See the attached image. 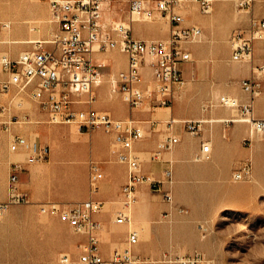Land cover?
<instances>
[{
    "label": "rangeland",
    "instance_id": "obj_1",
    "mask_svg": "<svg viewBox=\"0 0 264 264\" xmlns=\"http://www.w3.org/2000/svg\"><path fill=\"white\" fill-rule=\"evenodd\" d=\"M142 1L148 8H153L155 3V0ZM240 1L215 0L208 15L201 14L195 3L184 5L179 10L184 14L185 26H197L202 31L201 42L185 46L189 51L191 47L199 48L196 56L191 54V61L187 64L195 67L197 77L193 81L191 69L187 70L185 81H191L193 87L186 83L179 90L187 89L189 101L184 110L203 114L197 119L203 124L198 135H189L183 151L174 152L168 157L172 166L157 170L161 178L156 180L162 179L166 168L172 170L173 184L170 189L173 200L166 203L159 194L148 190L152 196L153 223L141 227L135 221L132 210L129 213L131 222L118 226L114 223L116 212L113 215V236L120 238L116 235L120 229L125 232L115 249H124L127 232L135 231L139 243L133 248V253L144 264H182L179 260H187L195 255L202 257L207 264H264V186L254 185L259 180L264 183V145H258L264 142V135H256L248 123L239 122L243 118L240 109L223 107L219 103L222 96L236 98L239 102L241 95L248 99L241 88L243 80L257 77L261 84L260 92L263 87L264 61L259 64H255V61L264 58V39L255 42L260 56L249 62L231 59L233 32L246 29L251 16L264 19V0H253L246 9L238 8ZM128 2L110 0L104 19L130 25L133 38L140 33L152 35L148 40L168 38L170 24L164 18L156 17L150 21L139 19L130 23ZM216 3L222 4L218 12L214 9ZM213 16L215 20L204 22ZM20 26L22 31H19ZM58 30V24L53 22L46 3L40 0H0V54L16 57L32 50L34 43L51 39ZM3 79L0 71V82ZM12 95V92L0 93V131H5L9 136L8 152L23 155L11 163L7 187L13 165L22 164L18 181L28 182L30 176H36L37 182L44 186L45 179L47 181L51 177L53 196L45 202L12 205L0 211V264H61L59 259L63 254L71 257L73 264H79L77 258L85 243V235L61 222L57 215L42 213L40 208L49 204L64 208L83 202L76 199L84 195L85 190V200L93 199L94 194L90 193L89 186V162H95L98 166L100 163L89 158L86 170L82 164L76 163L82 157L83 150L71 139L74 137L76 141L80 137H91L99 130L86 133L75 126L49 124L37 104L23 98V105L19 107L16 103L18 99L11 102ZM4 107L7 110L2 112ZM262 110L263 107L258 108V111ZM4 122H8V130L3 128ZM181 125L189 133L183 122ZM205 128L208 130L205 131ZM215 137L223 143V148L213 151L206 159H200L203 140L210 142ZM16 139H20V142H16ZM34 142L49 148L48 158L32 165L42 166L40 172L35 174L26 164ZM112 143L114 151L115 138ZM166 154L169 152L164 153L160 161L152 160V154L148 155L147 160L166 164ZM245 163L251 165L250 178L233 182L232 174ZM51 166V172H44V168ZM2 182L3 173L0 170V186ZM243 185L251 188H231ZM179 209L184 212H179ZM101 233L98 237L100 246Z\"/></svg>",
    "mask_w": 264,
    "mask_h": 264
},
{
    "label": "built area",
    "instance_id": "obj_2",
    "mask_svg": "<svg viewBox=\"0 0 264 264\" xmlns=\"http://www.w3.org/2000/svg\"><path fill=\"white\" fill-rule=\"evenodd\" d=\"M47 4L53 22L59 30L54 36L42 42L34 43L32 50L20 53L16 57L0 54V71L4 79L0 82V93H13L11 102L23 105V98L38 105L44 113L47 123L52 125L75 126L80 132L102 130L115 138L117 160L126 165L127 180L121 190L122 208L116 213L114 223L126 225L131 222L129 215L136 200V190L146 185L153 193L159 194L163 201L172 203L171 186L173 173L170 168L163 172L161 180L140 170L141 160L132 152V145L144 138L143 130L131 119L116 120L108 113L93 108L96 101L95 89L102 83V75L94 61L96 52L118 50L126 56V69L109 80L112 95H121L130 109L141 106L145 99H150L151 108H171L177 91L183 86L180 64L191 61V53L185 47L201 42L202 31L197 26H184V14L179 10L195 3L201 14L211 13L215 0H155L153 8H148L142 0H129L130 23L141 19L150 21L164 18L170 24L166 40H137L131 35L130 25L114 23L104 19L106 5L110 0H40ZM252 0H241L240 9L250 7ZM133 16V18H132ZM136 16L137 18H134ZM140 17V18H139ZM264 39V20L251 16L244 30L233 32L234 42L232 61L249 62L253 59L254 44ZM144 66L152 71L151 83L144 89L139 88L141 72ZM262 70V68H259ZM260 81L257 77L243 80L241 88L248 96L245 103L236 98L222 96L220 106L238 108L243 116L240 122L251 126L256 135H264V119L254 117L253 102L260 94ZM15 103V105H16ZM10 107V104L8 108ZM7 108L1 109L2 112ZM172 120V119H171ZM167 122L171 128L178 122ZM226 122V121H225ZM187 131L198 135L202 121L188 120L183 122ZM228 123V122H226ZM3 128L9 129L8 122ZM20 142V139H16ZM179 142L175 136H168L157 144L151 159L160 161L164 153L170 152ZM209 142H202L200 159L211 154ZM49 155L47 146L31 144L26 164L31 165L45 161ZM22 164H14L8 182V200L0 204V211L12 205H29L28 196L18 189V174ZM251 176V165L245 163L232 174L233 182L244 181ZM103 178L97 163L89 162L90 193L96 194L98 183ZM165 185L167 186L166 188ZM42 213L58 216L75 232L85 235V243L77 258L79 264H144L145 262L133 253L139 243L135 231H128L125 248L115 249L109 257L100 253L98 233L100 225L93 219L103 210V204L92 198L64 208L56 204L41 206ZM183 213V209H179ZM61 264H73L66 254L60 256ZM182 264H207L202 257L195 255Z\"/></svg>",
    "mask_w": 264,
    "mask_h": 264
},
{
    "label": "crops",
    "instance_id": "obj_3",
    "mask_svg": "<svg viewBox=\"0 0 264 264\" xmlns=\"http://www.w3.org/2000/svg\"><path fill=\"white\" fill-rule=\"evenodd\" d=\"M253 3V0L252 2ZM250 3V5H251ZM222 4L216 3L214 9L218 12L221 10ZM216 17L206 20L204 22L208 23L215 20ZM262 19V18H259ZM264 20V19H262ZM137 25H135L136 28ZM185 26V22H184ZM138 29V26H137ZM141 30V27H140ZM158 36V35H156ZM152 35L146 33H140L135 36L134 39L147 41L151 38ZM154 37V36H153ZM159 37V36H158ZM199 50L198 47H191V54H195ZM257 54V55H256ZM260 56L258 53V46L254 44L253 58ZM94 61L98 66V71L102 75L103 83L102 85L95 89L96 101L94 102L93 108L97 111L106 112L112 118L116 120H128L131 119L139 126L144 132V138L134 142L132 145V152L134 155H137L140 160V170L143 174L151 175L153 178H161V174L158 173V169L164 168L165 166H172V162L168 160V157L174 152H181L184 150L185 143L189 139V135L184 127L181 125V122L188 121L189 119H196L193 121H199L198 118L202 117L203 114L199 113H188L184 110L187 102V89L183 91L178 90L176 93V101L173 103L171 108H151L150 99H145L141 106L130 109L127 104L123 101L121 95H112L110 92L109 80L118 75V73L124 71L127 66L126 56L119 52L118 50H109L105 52H96L94 54ZM264 58H259L255 61V64L262 63ZM188 63L180 64V71L184 84L187 83L188 86L193 87L191 81H185L186 71L191 69L192 80H195L197 77V70L195 67H190ZM263 70V68H262ZM264 71V70H263ZM152 80V71L148 66H144L141 72V82L138 84L139 88L144 89L147 84L151 83ZM183 84V86H184ZM240 102L245 103L247 98L245 95L239 96ZM254 116L256 119H264V110L261 112L258 111L260 107L264 108V76H263V87L262 91L259 94V97L254 100ZM178 122L173 124L171 128L167 126V122L170 120ZM171 120V121H172ZM240 122V120H239ZM208 130L205 128V131ZM175 136L178 138L179 142L174 146V148L169 152V154L164 155V161L166 164H158L156 162H151L147 160L148 155L152 154L159 141L168 137ZM113 135L105 134L102 130L96 131L92 134L91 137H80L73 140L72 143L80 146L82 151V157L77 159L76 163L83 165V168L86 170V163L89 158L100 163L99 170L103 175V178L98 183L97 193L94 194L93 199L99 201L103 204V210L94 215L95 221L100 225V230L98 237L100 236L101 230L103 229V234L101 233V246L100 253L105 257H109L111 252L117 248L118 241L121 240L124 229L118 230V237H114L111 231H113V215L118 212L121 207V190L127 180V168L125 164L120 163L117 160L116 155L112 151L113 147ZM8 134L1 130L0 131V170L3 173V182L0 186V204L7 202L8 200V187L7 180L9 176V169L12 162L17 161L18 157L23 154H10L8 152ZM203 142H206L203 140ZM212 146L211 153L213 151L217 152L223 148V143H220L219 138H211L209 142ZM260 145V143L258 144ZM261 146V145H260ZM29 165L30 172L38 173L40 172L42 166H32ZM71 165V164H70ZM81 165V166H82ZM73 166L71 165V168ZM69 168V167H68ZM69 168V170H71ZM52 166L50 168H44V172H51ZM84 170V171H85ZM163 176V175H162ZM259 181L254 185L259 186ZM232 189H245L249 190L250 186H231ZM18 189L21 193H24L28 196L30 202L38 203L45 202L46 199L53 196V189L51 184V177L45 179L44 186H41L37 182V177L30 176L29 181H21L18 183ZM149 188L146 185H141L136 190V200L131 207V210H134L135 221L141 227L149 226L153 223L154 218L152 216L151 201L152 196L149 194ZM87 198L86 190L84 195L76 200H84ZM73 200V199H72ZM10 207V206H9ZM8 207V208H9ZM7 208V209H8ZM120 226V225H118ZM128 233V232H127ZM127 237V236H126ZM126 240V239H125ZM100 243V239H99ZM138 245V244H137Z\"/></svg>",
    "mask_w": 264,
    "mask_h": 264
},
{
    "label": "bare ground",
    "instance_id": "obj_4",
    "mask_svg": "<svg viewBox=\"0 0 264 264\" xmlns=\"http://www.w3.org/2000/svg\"><path fill=\"white\" fill-rule=\"evenodd\" d=\"M7 27H8V25H7ZM19 31H22V28H21V26L19 27ZM31 42V41H30ZM16 43H19V42H17L16 41ZM21 43V42H20ZM175 122V121H174ZM75 138L73 137V140H74ZM259 141H262V140H259ZM260 145L261 146H263L264 145V142H260ZM259 186H264V183L263 182H259Z\"/></svg>",
    "mask_w": 264,
    "mask_h": 264
}]
</instances>
